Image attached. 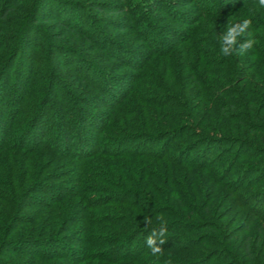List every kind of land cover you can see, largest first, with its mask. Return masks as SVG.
I'll return each instance as SVG.
<instances>
[{
	"label": "trees",
	"instance_id": "1",
	"mask_svg": "<svg viewBox=\"0 0 264 264\" xmlns=\"http://www.w3.org/2000/svg\"><path fill=\"white\" fill-rule=\"evenodd\" d=\"M244 18L254 49L222 56L221 32ZM53 20L132 73L85 60L65 33L42 41ZM57 59L91 96L69 103ZM57 92L67 103L49 115ZM0 103V264H264L258 0H0Z\"/></svg>",
	"mask_w": 264,
	"mask_h": 264
},
{
	"label": "rangeland",
	"instance_id": "2",
	"mask_svg": "<svg viewBox=\"0 0 264 264\" xmlns=\"http://www.w3.org/2000/svg\"><path fill=\"white\" fill-rule=\"evenodd\" d=\"M107 18L104 19V20H101L100 22H98V24H99L98 26H101L102 25L104 27V29H106L107 31L111 32L110 33L111 37H113L114 39H116L118 42H123V43H126V44H130V46H134L137 49L140 48L141 51H143V49H145V50L148 49L147 46H143V47L142 46L140 47V45L138 46V44L135 41L131 44L130 41H129V39H127V37L124 36V34L119 33L118 31L114 30L113 27H111V25L106 22L107 21ZM121 19L127 22L125 16H123ZM129 21L130 20L128 19V22ZM49 24L50 25H47V28H46V34L41 39L42 41L45 42V40H46L45 38H51L53 41L54 40H57V38L55 36V33H54V35L52 34L53 32H56L57 34H63V33H65L64 34V37L60 38L59 41H61L62 43L68 45L69 47L75 49V51L79 52L84 57L85 60H87V59L90 60L89 62L93 63L94 65L101 66V64H104V61L102 59L105 57V55L102 58V54L100 53V51H95L94 53H90L91 52V50L89 49L90 48V46H89L90 45V42L88 43V41L86 40V38H80V36H79L78 39L76 40L74 38V35L71 36L70 33H66L65 32L66 30H64L62 27H59L58 23H56L55 20H53ZM132 26H136V24L132 23ZM91 31L92 32H90V35L92 37L93 36H96L98 34V32L96 31L95 27H93V26H92ZM132 35L135 37V34L134 33ZM72 38H74V39H72ZM25 42L26 43H23V46L27 50H30L31 43L32 42L29 41V40L28 41H25ZM70 54L72 56V60H73L74 65L81 66V69L83 70V72H86V67H85V65H83L82 59L81 58H76L75 53H70ZM69 57H70V55H69ZM65 58H66V56H65ZM24 64H25V67H28L27 63H24ZM62 64H63V62L61 61V59H57L55 61V65L54 66H55V71H57L60 74V76L63 79L64 83L67 85V87H68L67 88L68 89V93L71 94V98L70 99L66 98V99L69 100V103H72V102L74 103L76 101L75 98H80V97H83V96H85V97L91 96V94H92L91 89H86V91H81L77 87H75L74 81H76L77 80L76 78H78V74H76L77 71L74 70L73 73L71 74L72 71L70 69H68V71H67L64 68V65H62ZM106 64L109 65L107 62H106ZM106 64H104V66ZM59 65H62V66H59ZM104 66H101V67H103L105 69V71H108L113 76H116L119 73V72H115V69L113 67H111V65H109V67H107V68H105ZM128 71L129 70L126 69L125 71H122L119 74L122 75V74H125V73L126 74L127 73H132V71H129V72ZM55 87H57V86H55ZM94 97H95V95H94ZM52 103L53 104H50L49 107H48V111L47 112H49V115H52V113H54L55 105L58 106L61 109V108H63L65 106V104L67 103V101H64L63 98L60 96V94L57 92L56 95L54 94V97L52 96ZM82 106L85 107V105H83V104H82ZM91 110H94V111L96 110L97 113L104 114V115L106 114V112H108V108L107 107H104V108H101V109H93V108H91ZM4 117H5V115H4L3 105L0 103V118L1 119H4ZM53 127H54V124L53 123L52 124H49V128H51V130H52ZM50 136H52V134ZM52 245L54 247H52L50 249L57 248L54 243Z\"/></svg>",
	"mask_w": 264,
	"mask_h": 264
},
{
	"label": "clouds",
	"instance_id": "3",
	"mask_svg": "<svg viewBox=\"0 0 264 264\" xmlns=\"http://www.w3.org/2000/svg\"><path fill=\"white\" fill-rule=\"evenodd\" d=\"M258 6L264 8V0H258ZM227 28L221 32L220 54L224 57L232 55H245L250 50L254 49L256 40L252 31V19L244 18L243 20L231 23L228 21ZM241 38H244L241 40ZM161 224L158 227L152 228L150 234L145 239V244L152 255L162 253V246L167 242L165 239L167 232V223L161 217ZM152 221L145 218V226L151 225Z\"/></svg>",
	"mask_w": 264,
	"mask_h": 264
}]
</instances>
